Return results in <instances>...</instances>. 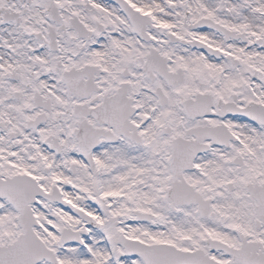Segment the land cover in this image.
<instances>
[{
	"label": "snow or ice",
	"instance_id": "snow-or-ice-1",
	"mask_svg": "<svg viewBox=\"0 0 264 264\" xmlns=\"http://www.w3.org/2000/svg\"><path fill=\"white\" fill-rule=\"evenodd\" d=\"M0 264H264V0H0Z\"/></svg>",
	"mask_w": 264,
	"mask_h": 264
}]
</instances>
